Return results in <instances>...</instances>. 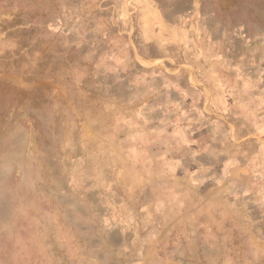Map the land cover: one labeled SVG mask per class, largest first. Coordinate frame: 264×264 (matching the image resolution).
I'll return each instance as SVG.
<instances>
[{
    "label": "rangeland",
    "instance_id": "374dc122",
    "mask_svg": "<svg viewBox=\"0 0 264 264\" xmlns=\"http://www.w3.org/2000/svg\"><path fill=\"white\" fill-rule=\"evenodd\" d=\"M0 264H264V0H0Z\"/></svg>",
    "mask_w": 264,
    "mask_h": 264
}]
</instances>
